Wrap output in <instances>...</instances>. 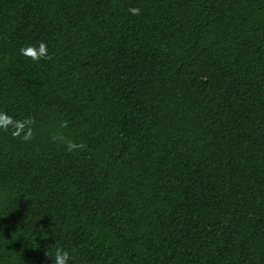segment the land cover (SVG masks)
<instances>
[{
    "label": "trees",
    "instance_id": "16d2710c",
    "mask_svg": "<svg viewBox=\"0 0 264 264\" xmlns=\"http://www.w3.org/2000/svg\"><path fill=\"white\" fill-rule=\"evenodd\" d=\"M58 250L264 264V0H0V264Z\"/></svg>",
    "mask_w": 264,
    "mask_h": 264
},
{
    "label": "clouds",
    "instance_id": "9594fccd",
    "mask_svg": "<svg viewBox=\"0 0 264 264\" xmlns=\"http://www.w3.org/2000/svg\"><path fill=\"white\" fill-rule=\"evenodd\" d=\"M136 11L137 10H133V13L135 14ZM22 51H24V50L22 49ZM39 52H40V56L33 55L34 60L46 58V56H47V45H46V43H44V42L40 43ZM56 256H57V264H66L67 258H68L67 252H64L62 250H58L56 253Z\"/></svg>",
    "mask_w": 264,
    "mask_h": 264
}]
</instances>
